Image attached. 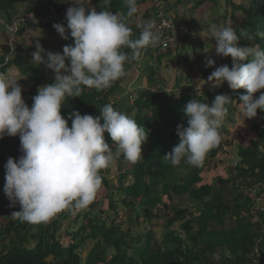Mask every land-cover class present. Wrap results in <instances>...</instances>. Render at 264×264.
I'll return each mask as SVG.
<instances>
[{
  "label": "clouds",
  "instance_id": "9594fccd",
  "mask_svg": "<svg viewBox=\"0 0 264 264\" xmlns=\"http://www.w3.org/2000/svg\"><path fill=\"white\" fill-rule=\"evenodd\" d=\"M104 3L108 5L110 0H104ZM124 3L126 13L107 9L97 11L95 7H89L90 0H75V6L70 2L63 20L48 24H24L31 28L33 25L54 24L53 27L65 40L69 39L70 30L73 43L66 44L61 53L47 51L37 42L36 50L31 53V63L35 66L44 65L55 75L53 83L38 88L32 97L31 107L22 97V85L19 84L22 78L12 70L0 71V138L19 135L22 152L18 159L9 157L4 165V194L11 206L20 205V210H13V219L41 223L48 222L66 209L73 210V213L80 212L94 201L102 187L100 171L108 168L116 156L123 154L132 163L141 159L142 145L147 141L149 131L146 132L144 126L126 113L116 110L110 103L100 109L99 116L81 114L78 110H73L67 118L61 114L66 97H81L84 87L97 91L110 88L127 75V63L134 60L133 68L136 61L149 56L146 54L149 48L158 51V55H153L156 65L147 64V70L148 66L159 68L157 57L170 52L172 47L174 51L182 49L183 52L186 43L193 48L198 47L195 40L198 37L193 35L196 31L190 26L187 30L185 26L181 27V24L186 23L181 16L177 17L171 12L167 13L174 17L178 40L170 49L157 47L162 37L154 20H137L136 27L141 31L134 38L130 21L139 13L138 2L124 0ZM44 10L45 7L40 13ZM40 13L18 15L17 18L32 16L36 19ZM63 22H67V27ZM6 32L9 38L7 28ZM210 33L215 40L216 54L230 56L232 64L231 67L227 64L216 67L207 77V82L214 86L227 82L233 90L245 89L246 94L239 97L240 112L245 119L256 117L258 109L264 111V91H260L264 89V48L258 44L241 46L239 40L242 34L238 35L232 26L213 25ZM18 35L17 32V38ZM188 39L195 44H191ZM248 39L253 40L254 37L249 35ZM124 49H130L131 53ZM214 64L215 61L208 58L205 66ZM149 74L147 84L159 86V80ZM150 77L154 79L152 83ZM156 77L164 79L160 74ZM258 91L260 94L256 96ZM136 94H129L131 104L138 97ZM231 103L232 99L226 94L216 95L211 104L198 99L190 100L183 109L187 126L177 125L180 142L164 158L174 167L182 161L193 167L202 166L209 150L222 141L220 128ZM105 132L116 145L115 154L105 140ZM260 187V184H256L245 191L256 197ZM263 197H256L255 201L262 199L264 202ZM7 203H2L1 207L9 210V215L11 209L4 205ZM258 209L264 210V206L255 210Z\"/></svg>",
  "mask_w": 264,
  "mask_h": 264
},
{
  "label": "trees",
  "instance_id": "16d2710c",
  "mask_svg": "<svg viewBox=\"0 0 264 264\" xmlns=\"http://www.w3.org/2000/svg\"><path fill=\"white\" fill-rule=\"evenodd\" d=\"M50 1L0 0V16L4 24L10 25L19 15L17 4L25 5L26 14L37 15ZM175 1L180 4L189 2ZM194 1V16L196 12H200L196 10L198 7L210 3L205 0ZM137 2L138 6L151 4L149 8L143 10V21H153L161 7L164 12H171V0H137ZM227 2L232 7V19H235L238 12L244 15V20L236 28L238 35L242 34L239 44L241 46L258 44L264 48V0H249L248 6L234 3L232 0ZM90 7H95L97 11L107 9L113 12H127L124 0H110L108 5L104 0H92ZM135 18L136 16L130 21L134 38L138 37L141 31L136 27ZM24 24L26 23H21L18 34L23 32ZM53 25L46 26L53 27ZM55 31L57 32L56 29ZM249 35L254 39L249 40ZM198 39L204 46L202 38ZM9 49L10 45L7 46V52ZM48 51L55 52L52 48ZM124 51L131 53L130 49ZM147 51L146 54L149 56L158 55V51L152 48ZM6 55L0 58V64L4 63ZM157 61L158 64L161 63L160 57ZM133 62L134 60L125 65L127 74ZM247 62L243 61V63ZM225 63L229 65L232 63L230 56L225 58ZM13 64L20 67L22 76H25L23 85H27L28 89L24 93V100L31 107L32 97L37 93L38 88L54 82V72L44 65L27 64L20 57L10 60L6 66L0 68V71H5ZM148 70L151 75L155 71L151 66H148ZM203 71L207 76V70ZM126 77L127 75L103 91L84 87L81 97H66L61 107V114L67 118L73 110H78L81 114L99 116L100 109L110 103L109 97L117 91V83ZM149 81L152 83L154 79L150 77ZM176 85L180 86L177 83ZM153 86L141 91L134 103H128L127 106L126 114L129 116L135 110L134 120L144 126L146 132L149 131V135L142 145L141 159L133 163L132 183L127 186L119 184L116 188L117 192L122 193V198L119 201L114 200L111 194L108 197L109 204L104 203L103 206L98 207V210L97 202L91 203L83 214L85 221L77 227L78 217L81 215L79 213L74 220L76 224L72 230L66 231L70 237L66 246L60 242L57 233L61 220L66 221L73 210H64L58 216L50 218L48 222L36 223V232H32L29 222L10 219L5 227L0 228L2 231L0 233L4 234L0 241L3 243L0 264H264V210H254L256 197L264 196V128L258 127L260 125L255 119L252 120V126L258 129V137L262 138L261 142L251 139L249 143L240 146L238 148L240 162L235 167L234 174L229 179L219 177L216 180L215 184L229 185L228 189L233 196L231 201L223 197L221 188L212 183H203L201 178L209 169L210 160L226 150V141L223 137L218 146L209 150L200 167H193L183 161L179 166L174 167L164 158L180 142L177 125L187 126L183 109L190 100L198 99L211 104L216 95L226 94L233 103L240 101L239 97L246 94V90L236 89L230 95L224 86H217L215 90L207 89L199 94L189 86L180 94H174L155 90ZM228 109L231 111L234 108L229 104ZM143 112L151 114L148 116ZM254 118L259 119V123L264 125V111L258 109ZM158 121L163 124L165 132H150L151 127ZM68 124L71 127V120ZM220 133L222 136L224 131L220 129ZM104 136L112 149L116 148L107 132ZM4 141L9 145L8 148L0 146V169L4 168L9 157L18 159L22 155L18 136L7 135ZM146 151L148 154H145ZM120 155L125 158L123 154ZM185 170L187 173L182 176L179 171ZM102 182L109 187L105 178H102ZM256 184H260L261 190L256 193V197H252L245 189H251ZM174 194H188L196 204L195 214L190 208L176 207L173 217L166 225L167 231L159 239L155 238V233L151 229L134 231L129 228L126 232L122 231V225L116 220L119 218L121 207H132L136 213L141 209V213L151 220L164 203L163 198L170 199ZM14 210H20V205H15ZM228 220L233 222L230 227L226 225ZM178 221H181L180 228L184 236L172 229V224ZM10 236L12 240L9 239ZM89 242L93 245L85 258H82L81 253ZM218 251L221 254L217 258Z\"/></svg>",
  "mask_w": 264,
  "mask_h": 264
},
{
  "label": "rangeland",
  "instance_id": "374dc122",
  "mask_svg": "<svg viewBox=\"0 0 264 264\" xmlns=\"http://www.w3.org/2000/svg\"><path fill=\"white\" fill-rule=\"evenodd\" d=\"M71 2L72 6H75V0H69ZM156 1V0H155ZM189 1V2H188ZM187 4H180L177 3L175 0H171L170 5V11L175 16H181L182 20L186 23L185 28L186 30L190 28L193 31H196L193 35L198 38H201V34H210V27L213 25H226V26H232L234 29L239 26L242 21L244 20V15L241 12L237 13V16L235 19H232L231 17V9L232 7L229 5L227 0H205V2H210L209 4L205 3L202 6L198 7L196 10H201L200 13L196 12V17H194V7H195V1L194 0H188ZM232 2L237 4H243L245 6L249 5V0H232ZM18 7V14H21L22 16L25 15L23 7L24 4H17ZM90 5H92V0H90ZM150 3H147V5H140L139 6V13L136 15L135 22L137 23V20L143 21V10L145 8H149ZM207 5V7H206ZM173 9V10H172ZM194 12H191V11ZM192 13V14H191ZM231 19H230V18ZM2 19H0V23H2ZM65 27H67V22H63ZM5 28V27H4ZM6 31V29H5ZM69 31V39L65 40L63 39L58 32L53 29V27H47V26H40V25H33L32 28L30 26H25L23 28V32L18 35V38L15 42V54L13 58L17 55L18 57L22 58L27 64L34 65L31 63V53L36 50V44L37 42L43 46L45 50H49L50 48L54 49L55 52H61L63 51V47L66 44L73 43V38L70 36V30ZM186 33V32H185ZM191 35V33H190ZM7 38V36H6ZM191 44H195V42L188 39ZM197 41V48H193L188 43L185 44V47L187 50L179 49L178 51H174L172 48L170 49V52L167 55L162 56L164 59V63L162 66L164 69H162L160 66L157 69L155 68L154 74L151 75V73L147 70V64L156 65V61H154V56H145L144 59H140L139 61H136L134 64V67L130 72H128L126 79L122 80L121 82L117 83V91H115L109 98L111 105L116 109L120 110L123 113H126L128 103H130V99L128 98L129 94H136L138 95L141 91H144L145 89L151 88L153 85L149 86L148 84H144L141 81H138V83H134L133 79L136 78V73L140 72L142 76H153L159 82L161 83L159 86H155V90H165V92L168 93H174V94H180L182 91L187 89L189 86L193 87V90L195 92H198L199 94L207 89L215 90L217 86H214L211 82H207V77L211 74L212 71L215 70L216 67H219L225 63V58L223 56L217 55L215 51V40H211V43L206 47L205 41L206 39H201L204 42V46L201 44L199 39H195ZM6 44V43H5ZM9 45V41L6 44V52L7 54V46ZM16 46L18 47L19 51L16 53ZM5 46L0 48V52L2 49L4 50ZM178 48V47H177ZM198 51V55L196 53ZM175 52V53H174ZM191 52L193 54H191ZM165 53V54H166ZM1 55V53H0ZM193 55V56H192ZM186 58L184 59L183 57ZM210 58L215 61V64L211 67H206V60ZM232 60V59H231ZM232 64V63H231ZM231 64L229 67H231ZM133 66V65H132ZM177 66V67H176ZM145 67V68H144ZM20 67L12 65L13 71L17 74V76L21 77L22 79L19 80V84L22 85V97L24 99V93L27 91L28 87L27 85H23V80L25 79V76H21L20 73ZM146 69V70H145ZM207 70V76L204 75L203 70ZM133 71V74H132ZM157 74L160 75H166L168 79H159L156 77ZM55 75V74H54ZM181 78V79H180ZM180 84V86L176 85ZM116 84V82H115ZM120 84V85H119ZM137 85V86H136ZM148 85V86H147ZM153 86V87H154ZM224 89H226L230 95L232 94L233 89L229 88L227 82H224L223 85ZM140 87V88H139ZM264 89L260 90L263 91ZM260 91H258L255 95L259 96ZM240 101H235L231 105L232 108H234L231 111H228L227 116L225 120L222 123L221 130L224 131V134L222 135L224 141H226V150L224 152L219 153V155L215 159L210 160L209 169L205 173L202 174V182L203 183H212L216 187L221 188L223 191V197L226 200H232V192L229 191V185L223 186L222 184H215L217 178H223V179H229L234 174V169L237 166V163L240 161V157L238 156V148L240 146H244L245 144L249 143L251 139L257 140L258 142H261L262 138L258 137L257 132L258 129L254 128L252 126V120L255 119V121L260 125L258 127L264 128L263 124H260V120L257 118L249 119L244 118L242 113L240 112V106L238 105ZM143 114L150 116V112ZM133 119L135 118V110H133L130 115ZM150 132H156V133H163L165 132V128L163 127V124L161 122H157L156 125L152 126L150 129ZM7 135L3 137V140H0V146L2 148H8V142L4 141V138H6ZM18 139H19V135ZM20 140V139H19ZM113 153L115 154L117 151V148L112 149ZM145 154H148L146 151ZM120 156V155H119ZM116 156L114 159V162L106 169H102L100 171V174L102 178H106L108 182V186L106 187L104 183L102 182V187L98 191L94 201L92 203H96V207L98 210V207L103 206L104 203L106 205L109 204V195L113 194L114 200L119 201L120 198H122V193L117 192L116 188L117 186L123 185L127 186L130 185L133 181V177L131 176V169L134 167V164L132 162H129L125 158L123 159L122 156ZM182 176L187 173V171H179ZM122 180V182H120ZM219 182V181H218ZM5 184V167L0 169V228H3L6 226L8 221L10 219H13L12 212L14 210L15 206H11V202L9 199L5 196L3 187ZM258 189V187H256ZM252 195V194H251ZM164 203L160 206V209L156 211V216L148 220L146 216L141 213V209L138 210V213L132 208V207H121L119 209V218L116 219L117 222H119L122 226V231L126 232L129 228H132L134 231L136 230H144V229H151L155 233V238L159 239L162 237L163 233L167 231V223L170 218L173 217L174 211L176 207L181 208H190V210L195 214L196 212V204L193 202L192 198L188 194H181L177 195L174 194L172 198L168 199L167 197L163 198ZM8 202V203H7ZM2 203H7L11 209V212L8 215V210L6 208L2 209ZM16 205H19L18 203ZM264 206V202L262 199H259L255 203V209L260 208ZM135 208L136 205H134ZM89 209L87 207L84 210H81L80 212H74L69 214L66 221L63 219L61 220V224L57 233V236L60 240V242L63 244V246H66L69 243L70 237L68 234H66V231L72 230V227L76 224V221H74L78 215V213H81V217H78V224L77 227L80 226L81 222H84L85 219L83 218V214ZM5 211V212H4ZM64 211V210H63ZM66 211H68L66 209ZM61 212L57 213L54 216H58L61 214ZM100 212H97L99 214ZM8 216V217H7ZM16 219V218H15ZM181 221L174 222L172 224V229L183 235L184 233L180 228ZM233 222L231 220L226 221L227 227L232 226ZM33 231L36 232V223H30L29 224ZM1 231V230H0ZM2 232V231H1ZM4 237L3 233H0V241L1 238ZM9 238V237H8ZM12 240V237L10 238ZM5 242V241H4ZM8 242V241H7ZM5 242V243H7ZM3 243H0V254L3 251ZM30 244V243H29ZM32 245V244H30ZM93 243L89 242L84 250L82 251L81 255L82 258H85L88 251L92 247ZM221 252L218 251L217 258L220 256ZM52 260V258H50Z\"/></svg>",
  "mask_w": 264,
  "mask_h": 264
},
{
  "label": "built area",
  "instance_id": "2783aa9c",
  "mask_svg": "<svg viewBox=\"0 0 264 264\" xmlns=\"http://www.w3.org/2000/svg\"><path fill=\"white\" fill-rule=\"evenodd\" d=\"M70 7V1L69 0H51L48 4L45 6V10L41 12L37 18L34 17H24V18H17L13 22V24H6V28L9 32V45L10 49L7 52L6 60L10 59L12 55L15 53V48L13 47V40L14 38H17V32L19 30V27L21 23H27V22H39L42 24H48V23H56L60 20L65 19L66 17V11ZM163 8L157 12L154 21L156 24V27L159 29L162 37L161 44L157 47L160 49H170L175 43H177L178 40V32L175 28L174 23V17L170 16L169 13L164 12L162 10Z\"/></svg>",
  "mask_w": 264,
  "mask_h": 264
},
{
  "label": "crops",
  "instance_id": "0c3cea01",
  "mask_svg": "<svg viewBox=\"0 0 264 264\" xmlns=\"http://www.w3.org/2000/svg\"><path fill=\"white\" fill-rule=\"evenodd\" d=\"M18 7L19 6H17V9H18ZM23 10H25V6L23 7ZM199 11H201V10H199ZM200 13V12H199ZM26 14V13H25ZM19 16H22L21 14H19ZM194 17H196V15L194 16ZM0 18H1V16H0ZM197 18V17H196ZM180 20V19H179ZM27 26H29V25H27ZM185 26V24L183 23V24H181V27H184ZM31 27V26H30ZM5 29L6 28H4V23H0V48H2L3 46H5V48H4V50L2 49V51L0 52L1 53V55H0V58L1 57H3V55L5 54V52H6V45H5V43H6V40H8V33L5 31ZM183 33H184V31H183ZM6 36H7V38H6ZM201 38L202 39H206V40H204L205 41V44H206V47L211 43V40H213V38H211V36H210V34H201ZM17 39V38H16ZM17 47V46H16ZM195 48H197V47H195ZM194 48V49H195ZM187 50V49H186ZM16 51L18 52L19 50H18V47L16 48ZM196 53H197V55H198V51H196ZM191 54H193L192 52H191ZM165 54H163V55H161V56H158V57H160V59H161V63H159L160 64V66H162V64L164 63V59H163V57L162 56H164ZM193 56V55H192ZM158 57H157V60H158ZM145 58V57H144ZM144 58H142V59H144ZM184 59L186 58V56L185 57H183ZM158 62V61H157ZM158 64V65H159ZM177 67V66H176ZM162 69H164V67L162 66L161 67ZM132 74H133V71H132ZM136 78L134 77V79L133 80H135V83H138V81H141L142 83H144V84H147L148 82H147V76H142L141 75V73L140 72H137L136 73ZM162 76H163V78H165V79H168V77L166 76V75H163L162 74Z\"/></svg>",
  "mask_w": 264,
  "mask_h": 264
},
{
  "label": "bare ground",
  "instance_id": "6f19581e",
  "mask_svg": "<svg viewBox=\"0 0 264 264\" xmlns=\"http://www.w3.org/2000/svg\"><path fill=\"white\" fill-rule=\"evenodd\" d=\"M13 40V47L15 48V42H16V38H14V39H12ZM7 41V43H8V41H10V39L8 38V40H6ZM17 48V47H16ZM10 60H13V58H10V59H8V60H6V58H5V60H4V63L3 64H0V68H2V67H4V66H6L8 63H9V61ZM15 65V64H14ZM15 66H17V65H15ZM18 67V66H17ZM8 70H12L13 71V69H12V65H11V67H9L8 69H6L5 71H8ZM20 73H21V71H20ZM21 76H22V74H21Z\"/></svg>",
  "mask_w": 264,
  "mask_h": 264
}]
</instances>
